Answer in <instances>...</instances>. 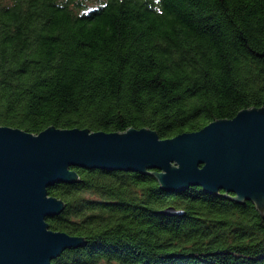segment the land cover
Here are the masks:
<instances>
[{"label": "trees", "instance_id": "1", "mask_svg": "<svg viewBox=\"0 0 264 264\" xmlns=\"http://www.w3.org/2000/svg\"><path fill=\"white\" fill-rule=\"evenodd\" d=\"M264 107V0H0V125L161 139ZM52 264H264V214L149 173L76 169ZM174 208L181 215L163 211Z\"/></svg>", "mask_w": 264, "mask_h": 264}, {"label": "water", "instance_id": "2", "mask_svg": "<svg viewBox=\"0 0 264 264\" xmlns=\"http://www.w3.org/2000/svg\"><path fill=\"white\" fill-rule=\"evenodd\" d=\"M76 169L149 173L167 192L192 186L208 194L224 191L264 214V107L171 139L150 128L106 133L49 127L33 134L0 125V264H52L86 246V238L54 231L47 221L66 208L48 189L78 182Z\"/></svg>", "mask_w": 264, "mask_h": 264}]
</instances>
